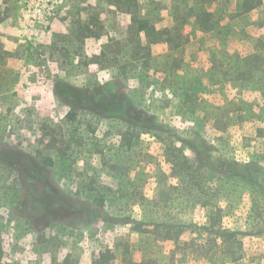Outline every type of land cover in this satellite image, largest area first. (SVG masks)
<instances>
[{"label":"rangeland","instance_id":"rangeland-1","mask_svg":"<svg viewBox=\"0 0 264 264\" xmlns=\"http://www.w3.org/2000/svg\"><path fill=\"white\" fill-rule=\"evenodd\" d=\"M249 2L0 0V264H264V0ZM140 19L173 39L151 44ZM126 103L137 127L115 116Z\"/></svg>","mask_w":264,"mask_h":264},{"label":"trees","instance_id":"trees-1","mask_svg":"<svg viewBox=\"0 0 264 264\" xmlns=\"http://www.w3.org/2000/svg\"><path fill=\"white\" fill-rule=\"evenodd\" d=\"M244 7L246 8V11L249 12L250 10L254 9V5L249 2V0H245ZM139 25V33H145L149 42L153 45H159L164 43H169L173 39L172 31H166V30H159L155 25H151V23L148 20L140 19L138 21ZM125 104V103H124ZM122 109V111L116 112L115 116L124 117L125 120H128L131 122L132 125L137 127L138 117L142 116V113L140 114H134L133 109L130 104L126 103ZM195 109V108H193ZM196 112V111H195ZM127 137L125 136V139ZM193 153L196 156L201 157L203 154L200 153V151L197 148H192ZM259 165L253 162L242 164L238 162H233L228 169L227 173L233 176L242 177L244 179L248 178V175L251 174V177L258 171ZM101 207L103 205H100ZM135 223V222H134ZM153 226V228H152ZM165 227L167 229L166 236L167 238H172L173 232L172 230L175 228L174 225H160L155 223H148L144 221H137L135 223V228L139 232L146 234V235H158L161 236L162 231H160L161 227ZM100 256V257H99ZM97 259L95 260L96 264H111V262L115 259V256L112 251L106 250L103 252H100L97 255Z\"/></svg>","mask_w":264,"mask_h":264}]
</instances>
